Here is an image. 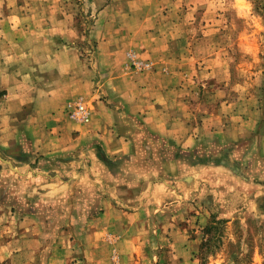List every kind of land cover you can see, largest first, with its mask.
Segmentation results:
<instances>
[{"label": "rangeland", "instance_id": "rangeland-1", "mask_svg": "<svg viewBox=\"0 0 264 264\" xmlns=\"http://www.w3.org/2000/svg\"><path fill=\"white\" fill-rule=\"evenodd\" d=\"M182 1L178 34L204 62L199 87L225 94L237 115L256 109L257 128L235 139L205 135L193 148L142 131L125 162L84 161L77 176L37 159L23 139L7 148L0 139V264H264V0ZM95 12L90 0H0V49L42 45L60 20L85 32ZM215 60L231 71L225 84L208 78ZM215 104L201 92L196 106ZM81 156L95 155L72 158ZM106 203L116 210L102 219Z\"/></svg>", "mask_w": 264, "mask_h": 264}, {"label": "crops", "instance_id": "crops-1", "mask_svg": "<svg viewBox=\"0 0 264 264\" xmlns=\"http://www.w3.org/2000/svg\"><path fill=\"white\" fill-rule=\"evenodd\" d=\"M90 2L96 12L85 32L60 20V26L43 31L53 36L42 45L23 46L21 40L1 45L2 147L15 139V147H21L18 140L23 139L37 159L39 152L61 164L68 176H77L76 166L84 161L92 165L106 158L125 162L143 140L142 131L170 136L179 146L193 148L205 135L235 139L257 128L261 113L256 109L237 115L226 105L225 94L206 95L208 83L204 90L199 87L196 78L204 62L193 52V41L182 31L178 34V21L184 16L178 13L182 0ZM78 39L92 44V62L83 58L88 44L79 45ZM133 60H150L152 69L138 72L131 66ZM209 62L208 78L225 84L231 71L226 66L219 70L216 60ZM201 92L205 102L218 105L212 110L197 109ZM77 99L90 107L87 122L68 117V104ZM198 116L202 123L194 122ZM84 150L95 156L72 158ZM107 205L102 219L116 210Z\"/></svg>", "mask_w": 264, "mask_h": 264}, {"label": "built area", "instance_id": "built-area-1", "mask_svg": "<svg viewBox=\"0 0 264 264\" xmlns=\"http://www.w3.org/2000/svg\"><path fill=\"white\" fill-rule=\"evenodd\" d=\"M134 67L138 70H145L150 68L149 63L135 62ZM90 111L84 104L82 99H77L68 104V117L75 122L83 123L89 120Z\"/></svg>", "mask_w": 264, "mask_h": 264}, {"label": "trees", "instance_id": "trees-1", "mask_svg": "<svg viewBox=\"0 0 264 264\" xmlns=\"http://www.w3.org/2000/svg\"><path fill=\"white\" fill-rule=\"evenodd\" d=\"M212 231V225H207L206 229H205V233L209 234Z\"/></svg>", "mask_w": 264, "mask_h": 264}]
</instances>
